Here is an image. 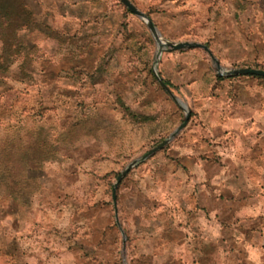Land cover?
Instances as JSON below:
<instances>
[{
	"label": "rangeland",
	"instance_id": "1",
	"mask_svg": "<svg viewBox=\"0 0 264 264\" xmlns=\"http://www.w3.org/2000/svg\"><path fill=\"white\" fill-rule=\"evenodd\" d=\"M19 1L28 23L0 68V264H133L130 208L150 199L130 190L151 156L116 187L119 227L111 184L184 114L153 66L188 109V80L214 66L198 47L155 60L153 35L119 0ZM129 1L164 41L264 69V0Z\"/></svg>",
	"mask_w": 264,
	"mask_h": 264
},
{
	"label": "crops",
	"instance_id": "2",
	"mask_svg": "<svg viewBox=\"0 0 264 264\" xmlns=\"http://www.w3.org/2000/svg\"><path fill=\"white\" fill-rule=\"evenodd\" d=\"M187 88V122L130 190L150 199L130 208L131 260L264 264V77L206 70Z\"/></svg>",
	"mask_w": 264,
	"mask_h": 264
},
{
	"label": "water",
	"instance_id": "3",
	"mask_svg": "<svg viewBox=\"0 0 264 264\" xmlns=\"http://www.w3.org/2000/svg\"><path fill=\"white\" fill-rule=\"evenodd\" d=\"M130 12H132L133 14H135L138 18L142 19L145 24L147 25V28L149 29V31L151 32V34L153 35V38L156 42V51L154 54V59L156 60L159 56L160 50L162 48L166 49V50H180V49H188V48H202L204 49L207 54L209 55V58L214 66L215 72L217 75H236V74H254L257 76H261L264 77V70L260 69V68H252V67H228V68H224L221 67L217 61V59L212 55V53L208 50V48L204 45L201 44L199 42H195V41H181V42H167L164 40H160L159 34L157 32V30L155 29V27L152 25V23L148 20V18L145 16V14L143 12H141L140 10H138L129 0H119ZM153 73L154 76L157 78V82L158 84L163 87L166 92L169 94V96H171L174 101L181 107V109L183 110V118L182 120L175 126V128L169 133V135L162 139L161 141H159L158 143H156L154 146H152L151 148H149L148 150H146L141 156L137 157L134 160H131L130 162H128L123 168L122 170L119 171V173L115 176V179L113 181V183L111 184L110 187V198H111V202H112V206H113V211H114V220L117 224V216L115 213V192H116V187L120 181V179L124 176V174L138 161L145 159L146 157H148L150 154H152L154 151H156L157 149L161 148L162 146H164L167 141L172 138L187 122V119L189 117V109L186 107V105L179 99L175 98L172 94V92L170 91V89H168L165 84L163 83L162 80L159 79V77L157 76V73L154 70V66H153ZM117 226L119 227V225L117 224ZM120 233L122 236V232L121 229Z\"/></svg>",
	"mask_w": 264,
	"mask_h": 264
},
{
	"label": "trees",
	"instance_id": "4",
	"mask_svg": "<svg viewBox=\"0 0 264 264\" xmlns=\"http://www.w3.org/2000/svg\"><path fill=\"white\" fill-rule=\"evenodd\" d=\"M22 1L0 0V68L7 65L11 59L8 56L15 53L18 42L17 32L27 25L25 18L27 10ZM2 71V70H1Z\"/></svg>",
	"mask_w": 264,
	"mask_h": 264
},
{
	"label": "bare ground",
	"instance_id": "5",
	"mask_svg": "<svg viewBox=\"0 0 264 264\" xmlns=\"http://www.w3.org/2000/svg\"><path fill=\"white\" fill-rule=\"evenodd\" d=\"M160 40L162 41L163 39L160 38Z\"/></svg>",
	"mask_w": 264,
	"mask_h": 264
}]
</instances>
